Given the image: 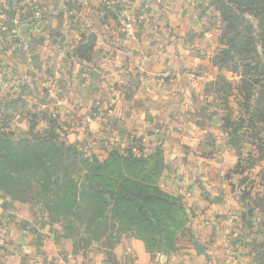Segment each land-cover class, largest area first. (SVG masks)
<instances>
[{
    "label": "crops",
    "instance_id": "crops-1",
    "mask_svg": "<svg viewBox=\"0 0 264 264\" xmlns=\"http://www.w3.org/2000/svg\"><path fill=\"white\" fill-rule=\"evenodd\" d=\"M9 1L12 0H0L2 65L6 63V59L13 57V43L18 41V36H22L18 35L17 26L22 29L21 26L26 24L19 18L20 13L16 12L19 8H13ZM75 1L79 11L89 12V18L69 20L65 16L61 20L59 17H50V13L53 14L60 6H64L63 0H53L52 3H46L48 16L44 24L46 22V33L49 34L52 26L59 28L62 25V37L74 38L77 43L81 42L85 31L96 37L89 63H76L74 81L69 82V85H75L72 91L77 103L83 104L82 101L87 98L82 93L83 90L95 92V85L99 83L111 85L114 81L112 71L118 72L117 82L121 85H138L139 93L132 94L131 116H135L139 123H143V120L152 122L153 129L145 134L147 140H154L156 137L155 142L158 144L154 145L155 151L162 149L165 154V172L161 185L172 192L176 188V195L189 204L188 233L182 239L183 243L178 244L179 252L169 257V263L264 264V259L261 258L264 255V239L260 236L246 233L251 241L260 240L261 247L258 250L253 245L241 246L231 242L233 235H245L241 213L244 201L238 196L236 182L230 176L238 165L239 155L221 128L222 116L219 120L214 115V118L205 115L202 122L198 120L195 110L201 101L210 102L209 95H201L198 85H186L194 80L190 74L192 70L189 72L188 68H196L193 71H197L203 66H211L217 70L211 59L218 46L202 33L195 14V4L192 0H153L151 10L159 15L162 10V17H165H160L157 25L147 24V28L156 30L148 31L149 34L147 30L145 34H132L123 29L125 35L119 32L114 36L113 31L118 24L107 21L106 15L102 18L107 13L103 7L108 5L107 0ZM143 1L119 0L121 5L118 10L124 8L123 12L119 11L125 15H131L135 11L143 14L147 8ZM67 25L71 27V33L66 30ZM34 32L37 34L35 30L29 34ZM50 35L56 36L55 33ZM15 70L19 74V70ZM2 71L3 67L1 69L0 65V74ZM168 73L175 77L170 82L177 81V85H166L168 78L164 80L163 76L169 75ZM29 78L27 76L24 79L26 85H34L29 82ZM195 79L194 82H198L203 78L198 76ZM180 80L185 84L178 85ZM20 81L24 84L23 80ZM91 94L92 92L89 96ZM140 96L146 99H141ZM92 97L93 95L88 97V106L97 100L96 95ZM141 102L146 107H151L150 110L139 108V105H143ZM233 104L237 105L235 101ZM20 105L19 101L12 102L7 106L6 114L22 120ZM98 105L97 101L95 109ZM160 125L165 127L159 133L157 127ZM23 128L26 130V127ZM142 131L144 130L141 128ZM260 193L264 201V183ZM24 207L25 204L0 193V264H80L79 257L73 252L72 244L67 241L63 232L53 231L54 227L49 226L37 228L30 221L26 223L28 215L23 211ZM250 218L255 222H262L264 211H254ZM56 233L59 235L56 236ZM38 236L41 240L37 239ZM196 243L202 251L198 250ZM260 252L262 255L257 256ZM114 253L121 257L125 255L117 264H164L159 257L150 259L143 243L136 239H127ZM104 264L115 263L110 261Z\"/></svg>",
    "mask_w": 264,
    "mask_h": 264
},
{
    "label": "rangeland",
    "instance_id": "rangeland-1",
    "mask_svg": "<svg viewBox=\"0 0 264 264\" xmlns=\"http://www.w3.org/2000/svg\"><path fill=\"white\" fill-rule=\"evenodd\" d=\"M52 1L53 0L9 1L13 8H19L16 12L20 13L19 18L23 19L26 24L21 26L22 29L17 26V33L22 36H18V41L13 43L15 48L11 51L14 54L13 57L6 59L4 65L0 64L1 69L3 67V71L0 74V130L15 131L16 134L25 133L30 130V123L35 119L37 122L39 121V130H41L42 133L45 131L43 133L45 134L48 129L47 131L43 130L44 127H52V123L55 122L53 134L57 137V143L73 146L80 153L82 159H89L91 161L96 158L99 162H104L115 152L130 157H143L154 154L157 151H155L154 148V145L158 144L155 142L157 138L154 137V140L151 138L147 140V135L145 134L149 129H153L152 122L143 120V123H139V121L135 119V116L133 118L131 116V110L133 108H131L130 105H132V98H134L132 94H138V89L140 87L138 85H121L120 82H117L119 81L117 71H112L111 73L114 77V81L111 85H100L99 83V85H95V92L90 89H86V91L83 90L82 93L87 96V98L85 97V100L82 101L83 104L77 103L74 97L75 93L72 91L75 85H69V82L72 83L74 81L75 64H80L73 58L79 43H77L74 38L62 37L61 33L62 29H64L62 25H60L59 28L55 25L51 27L50 34L55 33L56 36L52 37L49 33H46V22L44 24V21H46L48 16V10L45 6L46 3H52ZM152 1L153 0L143 1L146 3L147 7L143 14L141 11H135V13L131 15L128 13V15H125L122 14L124 8L123 10L119 9L122 12L118 10V6L121 5L119 0H110V2L107 0L108 5L103 6L107 13L103 14L102 18L106 15L107 21H113V23L115 22L118 24L117 29L115 28L113 31L112 35L114 36L119 34V32L125 35L127 32L126 30L130 31L127 33L132 34H145L146 30L148 33V31L156 29L147 28V24L151 26L153 24L157 25L160 17L165 18L162 17L164 14L162 10L161 16L155 10H151L153 7L151 5ZM63 2L64 6L62 8L60 6V9L55 13H50V17H59L61 20H63L65 16L66 19L69 18V20L77 17L84 19L90 17L89 12L79 11V6L76 4L75 0H63ZM213 2L214 0H192V3L195 4V14L202 33H205L207 39L214 40L217 43L218 47L212 58L218 54L220 49L226 48L225 45L220 42L221 35L225 30L221 11L218 4L212 6ZM10 4H8L9 7H11ZM16 9H14V11ZM10 10L12 11L11 8ZM36 11H40L42 14V18H38L40 20H32V18H35ZM155 15L156 17H154ZM250 19L256 28L258 19L254 17H250ZM32 23L39 26H33ZM129 27H131V29ZM123 29L126 32H123ZM34 30L37 34L34 32L30 35L29 33ZM66 30L70 32L71 27L67 25ZM84 33H86V31ZM258 62L261 67V77L259 78V76H256V81L259 79L262 84H264V56L259 57ZM216 68L217 70H214L211 66H203V68L197 71H193L196 68H188L189 72L192 70L190 74L194 77V80L187 82L186 85H198L201 88V95H209L210 97V102L201 101L195 110V114L201 122L203 120L202 117H205V115H209L211 118H214V115L220 120L221 116L223 117L228 113L232 114L233 117L241 112L244 113V107L242 105L243 100L240 96L239 89L243 90L245 85L242 84L241 78L235 73V66L230 64L227 68ZM15 69L19 70V74ZM168 74L167 76H163L164 80L168 78L165 81L166 85H177V81L173 83L170 82V80L175 79V77L171 73ZM23 76H26V78L30 76L29 82L31 81L34 85H26L24 82L26 78ZM198 76H201L203 79L194 82L196 81L195 77L197 78ZM20 79L23 80L25 85ZM122 80L123 78L121 77L120 81ZM184 84L183 80L178 82V85ZM252 91L253 94L257 96L260 90L255 86ZM91 92V96H97V100L94 103L96 104L97 101L99 102L97 109H95L96 106H94V104L88 106V97H91L89 96ZM245 94L247 95V92ZM109 98H111V101ZM141 99L146 98L142 97ZM233 99L237 105L233 104ZM14 101H19L22 104L19 110H21L23 114V119L20 121L17 120L16 117L6 114L7 106ZM141 103L144 106L139 105V108L142 107V109L150 110L151 107L148 108L144 102ZM205 111H207V113H205ZM23 127H26V130ZM164 127V125L157 127L159 130L158 132L160 133ZM141 128L144 131L141 132ZM245 132L248 133V136H240L237 138L235 144H231L237 151V154L241 155V160H238V163L241 161V166L240 169L237 167V171L240 172L241 169H244L243 174L239 175L236 172L231 173L232 175L230 174L231 179H234L236 182L235 189H237L238 196L244 201L241 213L242 228L245 231V235H233L231 242L241 246L253 245L255 248H258L260 246V240L251 241L249 239V234L246 233L250 232L264 239V221L258 223L249 217L251 210L258 212L264 211V201L260 197L261 185L264 183V152H260L259 149H257L256 145H258V141L255 140L253 141L255 149L250 144H244L243 147L240 146L241 141H246L247 137H250V140H252L256 130L253 131V129L251 130L245 127L244 132L240 133L245 134ZM160 150L163 153L165 161L164 151L162 149ZM250 153L253 154L248 156ZM162 176L159 180L160 188L169 195L178 197L179 195H176V188L173 189L174 194L161 185ZM25 200L24 203L21 202L25 204L23 211L28 215L25 222L29 223L30 221L32 226L37 228L46 226L50 228L54 227L53 231L58 232L60 230L63 232L64 236L68 235L69 238H65L72 244L73 252L79 257L78 262L80 264H104L110 261L117 264L125 255L123 254L121 257L119 254L114 253L115 249L120 247L127 239L141 241L135 237H130V235L127 237L126 234H123L114 246L115 240L109 236L111 232L107 231L106 236L100 241H92L91 244L87 245L79 241V238L86 240L89 237L84 227L80 229H78V227L73 233H68L66 231V225L68 227L69 220L64 219L58 221L55 213L50 211L47 206L45 207L38 202V198L31 199V197H25ZM182 201L186 207L189 205L185 199H182ZM85 224L86 223H84L83 226H85ZM188 226L189 222L187 226L178 233L176 250L174 252L151 253L141 241L149 258L153 259L159 257L164 264H170L169 257L179 252L178 244L182 242V239L187 235ZM58 235L59 234L56 233V236ZM37 239L41 240V237L38 236Z\"/></svg>",
    "mask_w": 264,
    "mask_h": 264
},
{
    "label": "trees",
    "instance_id": "trees-1",
    "mask_svg": "<svg viewBox=\"0 0 264 264\" xmlns=\"http://www.w3.org/2000/svg\"><path fill=\"white\" fill-rule=\"evenodd\" d=\"M217 4L225 26L220 42L226 48L218 51L212 63L220 69L233 64L245 85L239 89L244 113L224 115L221 128L234 144L238 137L248 136L247 132L240 133L245 127L256 130L253 139L247 137L240 146L250 144L254 148L255 140L257 149L264 152V84L256 81V76L261 77L258 58L264 56V0H214L212 6ZM250 17L258 19L256 28ZM95 42L93 34L84 33L73 58L89 63ZM255 86L260 90L257 96L252 91ZM38 122L33 119L30 130L19 135L0 130L1 194L23 203L25 197L38 198L58 221L69 220L68 233L84 227L89 237L79 241L87 245L100 241L110 231L114 246L126 234L140 239L151 253L176 250L177 235L190 218L182 199L159 186L165 169L160 149L143 157L115 152L104 162L96 158L91 161L82 159L73 146L57 143L55 122L52 127H44L49 131L45 134ZM240 166L241 161L238 169ZM237 167L231 173L242 175L244 169L238 172Z\"/></svg>",
    "mask_w": 264,
    "mask_h": 264
},
{
    "label": "built area",
    "instance_id": "built-area-1",
    "mask_svg": "<svg viewBox=\"0 0 264 264\" xmlns=\"http://www.w3.org/2000/svg\"><path fill=\"white\" fill-rule=\"evenodd\" d=\"M38 18H42V14H41L40 11H36V13H35V18H34V19H36V20H40V19H38ZM129 28L131 29V27H129Z\"/></svg>",
    "mask_w": 264,
    "mask_h": 264
},
{
    "label": "water",
    "instance_id": "water-1",
    "mask_svg": "<svg viewBox=\"0 0 264 264\" xmlns=\"http://www.w3.org/2000/svg\"><path fill=\"white\" fill-rule=\"evenodd\" d=\"M196 245H197L198 250L202 251V249H201V247L199 246V244L196 243Z\"/></svg>",
    "mask_w": 264,
    "mask_h": 264
}]
</instances>
